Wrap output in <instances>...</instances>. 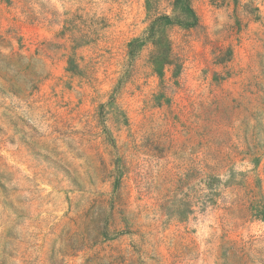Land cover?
Wrapping results in <instances>:
<instances>
[{
	"label": "rangeland",
	"instance_id": "1",
	"mask_svg": "<svg viewBox=\"0 0 264 264\" xmlns=\"http://www.w3.org/2000/svg\"><path fill=\"white\" fill-rule=\"evenodd\" d=\"M0 264H264V0H0Z\"/></svg>",
	"mask_w": 264,
	"mask_h": 264
},
{
	"label": "trees",
	"instance_id": "2",
	"mask_svg": "<svg viewBox=\"0 0 264 264\" xmlns=\"http://www.w3.org/2000/svg\"><path fill=\"white\" fill-rule=\"evenodd\" d=\"M234 2L236 5L239 4L240 0H230ZM194 23L197 25L198 24V19L194 21Z\"/></svg>",
	"mask_w": 264,
	"mask_h": 264
}]
</instances>
